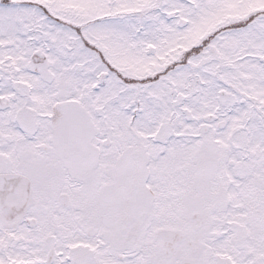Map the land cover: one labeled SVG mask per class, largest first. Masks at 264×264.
Listing matches in <instances>:
<instances>
[{
    "label": "snow or ice",
    "instance_id": "1",
    "mask_svg": "<svg viewBox=\"0 0 264 264\" xmlns=\"http://www.w3.org/2000/svg\"><path fill=\"white\" fill-rule=\"evenodd\" d=\"M0 264H264V0H0Z\"/></svg>",
    "mask_w": 264,
    "mask_h": 264
}]
</instances>
